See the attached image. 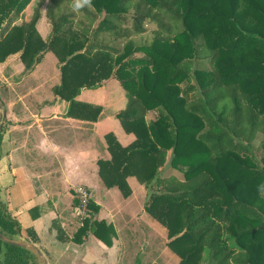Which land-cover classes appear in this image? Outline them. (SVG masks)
I'll return each instance as SVG.
<instances>
[{"label": "trees", "instance_id": "obj_1", "mask_svg": "<svg viewBox=\"0 0 264 264\" xmlns=\"http://www.w3.org/2000/svg\"><path fill=\"white\" fill-rule=\"evenodd\" d=\"M32 1L0 0V64L18 54L25 74L55 53L62 77L53 92L68 114L90 121L101 108L76 102L80 90L118 83L125 106L114 118L135 140L120 148L103 138L112 155L97 161L103 185L128 197L132 170L179 264H264V168L252 150L264 133V0H90L79 9L74 0H34L25 16ZM45 2L43 41L35 26ZM146 23L151 37L137 41ZM201 54L207 69L196 66ZM168 155L180 178L160 177ZM88 210H98L90 200ZM37 212L29 210L32 220ZM19 229L0 202V234L13 240ZM87 232L107 247L115 237L111 225L86 218L72 240ZM25 252L0 240V264H23Z\"/></svg>", "mask_w": 264, "mask_h": 264}, {"label": "crops", "instance_id": "obj_2", "mask_svg": "<svg viewBox=\"0 0 264 264\" xmlns=\"http://www.w3.org/2000/svg\"><path fill=\"white\" fill-rule=\"evenodd\" d=\"M33 2L25 9V16L31 15ZM46 5L47 2L35 26L43 41L47 40L50 33V25L45 18ZM18 23L20 21L15 24ZM51 55L52 52H47L41 62L25 74H22L24 67L18 54L3 63L11 66V74L23 76L18 83L13 84L28 82L35 98L19 97L21 110L8 115L11 124L3 133L6 138L1 147L0 196L4 198L10 217L19 223L21 234L40 251L44 248L52 256L55 251H59L60 258L72 253V263L75 264H117L127 254L125 251L130 248V244L142 247L147 242L155 241L157 236L154 233L159 228L145 210L150 192L130 172L131 169L130 175L126 176L130 189L128 197H123L115 187L106 188L98 176L97 161L112 157L102 146L103 138L110 135L120 148L128 147L135 140L114 118L125 103L120 94L117 93L118 97L112 94L115 89L108 85L109 81L97 88H82L74 99L79 104L101 108L96 121L68 114L69 102L58 95L40 98V88L48 87L51 91L54 86L50 87L47 78L36 81ZM3 64H0V73ZM29 106H33L34 110H30ZM133 159L141 166L146 163L136 156ZM168 159L169 155L160 170L169 167L172 172L161 174L160 177L180 178L181 174L169 166ZM114 164L122 168L120 161ZM78 186L90 193V202L98 209L96 212L88 211L90 217L113 226L116 237L111 247H106L92 234L85 241L84 251L73 248L71 242L65 244L56 239L54 228L59 226L69 238L68 232L77 225L74 189ZM33 208L38 209L36 220L30 217L29 210ZM27 230H32L35 242L27 235ZM161 233L164 234V229H161Z\"/></svg>", "mask_w": 264, "mask_h": 264}, {"label": "rangeland", "instance_id": "obj_3", "mask_svg": "<svg viewBox=\"0 0 264 264\" xmlns=\"http://www.w3.org/2000/svg\"><path fill=\"white\" fill-rule=\"evenodd\" d=\"M146 31L145 33L140 36L137 41H142L143 39L149 40L151 37V32L154 29V25L151 23H146L144 25ZM201 57H204L203 54H201ZM199 58L198 61L196 62V66L198 68L201 69H207V60L204 58ZM3 68L1 69V73H0V101L2 103V107L5 109V115H6V120H5V124H6V128H8V125L11 124V121L8 120V115L10 114V112L13 111H19L21 110V104L19 103L18 98L19 97H24L25 99H34L35 98V93L31 92L29 86L30 84L27 83H22L21 85H14L15 83H18L23 76H16L19 74H11L13 73V69L12 72L10 70L9 67L11 66H6L5 64L2 65ZM22 67L23 64H22ZM43 67H45V69H43ZM41 69L42 74H39L37 76V80L36 81H44L46 78L49 81V85L50 87H57L60 85L61 83V64L58 61V58L56 57L55 53L52 52L51 57L49 58L48 62L46 65H44ZM16 70V69H15ZM83 71V73H85V69L81 70ZM13 75V76H11ZM35 82H33V85H35ZM14 83V84H13ZM108 85L110 87H113L115 89V91H113L112 94H114V96H117V93L121 95L122 89L121 87L118 85V83L115 80H109ZM37 86V85H36ZM53 87L51 88V91L49 90L48 87L45 88H40L39 92L42 94L40 98L42 99H46V98H50V97H54L55 93L53 92ZM123 93V92H122ZM30 110H34L33 106H29ZM24 109V108H23ZM25 110V109H24ZM0 115H1V111H0ZM149 117H154L155 114L154 113H149L148 114ZM0 120H1V116H0ZM4 138V139H3ZM5 135L0 137V158L2 155V146H3V140H5ZM264 141V133L260 132L258 134V136L256 137V139L253 141L252 143V150L254 152V155L258 161V164L260 166V168H264V151L262 148V143ZM172 172L170 170L169 167H166L162 170H160L159 175L161 174H166V173H170ZM89 193V192H88ZM90 195V193H89ZM4 198L0 196V202L2 203V206H5L4 203ZM89 211V210H88ZM89 215V216H88ZM90 212H87V214H85V219H92L93 217L91 216ZM84 219V220H85ZM77 225L71 230L69 231V239L71 240V246L75 249H80L81 251H84V247H85V241H87L90 232H87L85 234V236L82 237L81 242L80 243H75L72 239L74 237L75 232L77 231V229L79 227L82 226L83 221H80L79 216H77L76 214V218H75ZM103 221V220H101ZM155 223L157 225V233H154V236H157L155 241L152 242H147L144 246H139L138 244H136L139 247H136L135 244H130V248L126 249V253L121 260H119V262L117 264H179V258L168 248L167 244L169 243L170 239L167 238V230L166 228L157 220H155ZM107 225H111V224H107ZM112 226V225H111ZM113 228V226H112ZM161 229H164V234L161 233ZM113 231L115 233V230L113 228ZM19 234L18 236L20 237H15L13 238L14 240L18 238V240L21 241H27L30 242V240L28 238H26L24 235L21 234V230L19 229ZM115 237H116V233H115ZM113 237L111 240V246L113 244V239L115 238ZM98 240V239H97ZM101 242V241H100ZM68 243V242H67ZM65 243V244H67ZM102 243V242H101ZM109 246V247H111ZM107 247V246H106ZM38 248V247H37ZM39 249V248H38ZM44 253H43V252ZM55 251V250H54ZM42 254H44L45 259L47 261V264H75L74 262L72 263V257L73 254H66L64 257L60 258L58 256L59 251H55V255L52 256L50 253H48L46 251V249L42 248L40 251ZM48 256V257H46ZM203 263H205V260L203 259ZM3 263V262H2ZM23 264H41V262L39 261V259L34 256L31 252H25V255L23 257ZM77 264H85V262H80Z\"/></svg>", "mask_w": 264, "mask_h": 264}, {"label": "water", "instance_id": "obj_4", "mask_svg": "<svg viewBox=\"0 0 264 264\" xmlns=\"http://www.w3.org/2000/svg\"><path fill=\"white\" fill-rule=\"evenodd\" d=\"M0 111H1L0 131H1L2 127L5 124V120H6V115H5L6 111L2 107L1 104H0ZM17 237H19V236H17ZM19 239H20V237H19ZM0 240L6 244L27 249L28 251H30L34 256H36L39 259L41 264H47L45 257L43 256V254L40 252V250L33 243L27 242V241H21V240H18V238H17V240L16 239L15 240L14 239L9 240L1 234H0Z\"/></svg>", "mask_w": 264, "mask_h": 264}, {"label": "built area", "instance_id": "obj_5", "mask_svg": "<svg viewBox=\"0 0 264 264\" xmlns=\"http://www.w3.org/2000/svg\"><path fill=\"white\" fill-rule=\"evenodd\" d=\"M74 195L76 201L75 211L77 216H79L80 221H82L85 219V214L88 212L90 195L88 191L81 186H78L74 189Z\"/></svg>", "mask_w": 264, "mask_h": 264}, {"label": "clouds", "instance_id": "obj_6", "mask_svg": "<svg viewBox=\"0 0 264 264\" xmlns=\"http://www.w3.org/2000/svg\"><path fill=\"white\" fill-rule=\"evenodd\" d=\"M83 3H90V0H74V7L76 9H79L82 6Z\"/></svg>", "mask_w": 264, "mask_h": 264}]
</instances>
